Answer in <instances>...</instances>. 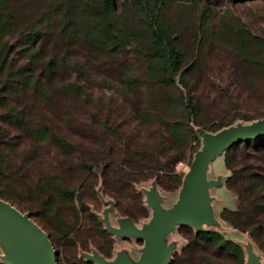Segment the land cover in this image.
I'll use <instances>...</instances> for the list:
<instances>
[{
  "label": "rangeland",
  "instance_id": "1",
  "mask_svg": "<svg viewBox=\"0 0 264 264\" xmlns=\"http://www.w3.org/2000/svg\"><path fill=\"white\" fill-rule=\"evenodd\" d=\"M29 1L16 0L8 9L16 12L20 28H38L44 34L42 57H65L66 65L57 70L51 85L74 82L82 87L80 97L53 92L50 108L54 114L67 112V117L75 116L84 128L95 126L98 140L103 138V144L110 145L117 157L126 156L127 149L130 153L146 154L147 172L138 177L151 174L157 162L164 169L177 161L186 162L176 176L187 179L188 190L195 184L194 166L204 151L198 172L203 182L201 191L205 185L206 194H196L189 209L197 206L209 213L200 201L204 197L208 201L214 199L218 210H233L236 197L224 185L229 175L224 163L225 144L236 136H250L248 139L253 140L254 134L264 129V0H110L113 11L105 22L96 20L91 6L86 8L89 14L84 26L86 31H92L89 36L74 31L72 25L60 32L64 19L58 0ZM86 2L98 5L96 0ZM77 5L75 9L83 10L84 0ZM42 11L46 14L40 17ZM98 27L107 32L104 38H100ZM158 37L162 39L157 41ZM9 40L16 47L12 53L15 60L23 62L16 39ZM164 40L169 41L173 53L182 54L180 67L172 78L162 74L158 69L160 59L152 55L166 54L162 48ZM239 54H250L249 61L243 62ZM181 78L185 84L180 83ZM188 99L192 115L186 118ZM52 119L59 120L54 115ZM172 125L178 136L187 134L182 150L168 138V127ZM182 125L185 126L181 128ZM208 145L211 147L204 150ZM154 180L150 177L130 184L147 208L150 201L145 198L143 187L148 188ZM7 183L13 185L11 179ZM101 185L99 179L93 195L84 198L89 212L112 238L106 255L91 243L71 248L65 244L68 240L53 228L51 241L27 210L1 197L0 203L29 215L55 253L56 264H115L122 260L115 256L117 248L122 247L127 249L125 262L132 263L135 253L141 251H136V246L141 244L138 241L135 245L129 239L122 246L114 245L106 218L125 215L111 196L103 194ZM177 190L178 187L162 193L163 207L175 199ZM181 200L180 193L177 203ZM132 202V198L125 197L120 206L132 208ZM220 223L222 232L242 245L244 264H264V254L245 233L231 229L221 220ZM0 264H45L29 234L2 216Z\"/></svg>",
  "mask_w": 264,
  "mask_h": 264
},
{
  "label": "trees",
  "instance_id": "2",
  "mask_svg": "<svg viewBox=\"0 0 264 264\" xmlns=\"http://www.w3.org/2000/svg\"><path fill=\"white\" fill-rule=\"evenodd\" d=\"M15 2L0 0V197L27 210L35 223L45 229L49 240L52 241L53 228L68 240L65 244L71 248L91 243L106 255L112 238L89 212L84 198L93 195L97 181L101 179L103 194L115 200L121 214L136 219L147 211L131 190V182L154 177L159 187L170 190L178 187L181 179L173 173L172 166L164 169L159 162L151 170L152 175L138 177L147 172L146 154L130 153L126 148V156L117 157L110 145L103 144V138L98 140L95 126L84 128L75 116L67 117V112L54 114L50 108L53 92L80 97L82 87L74 82L51 85L54 74L66 65L65 57H42L44 34L38 28H20L16 12L8 9ZM56 2L64 19L60 32L72 25L84 36L92 35L84 26L88 6L100 22H105L113 11L110 0H96L97 6L84 0L81 11L75 9L79 0ZM98 32L100 38L107 34L101 28ZM9 38L16 39L26 62L15 60L12 53L16 47ZM161 39L158 37L157 41ZM162 48L166 54L152 55L160 59L158 69L162 74L172 78L180 67L182 54L173 53L168 40H164ZM238 57L245 62L250 54ZM179 81L185 84L182 78ZM52 115L59 120L54 121ZM190 115L192 104L188 99L184 116ZM168 130L173 146L182 150L187 134L178 136L174 125ZM224 163L229 170L224 185L234 193L237 203L233 210L222 208L218 217L231 229L245 233L264 254V133L255 134L253 140L228 144ZM8 179L13 185L7 183ZM125 197L132 198V208H121ZM177 232L184 244L167 264H244L242 246L223 233L211 229L193 231L186 225L178 226Z\"/></svg>",
  "mask_w": 264,
  "mask_h": 264
},
{
  "label": "crops",
  "instance_id": "3",
  "mask_svg": "<svg viewBox=\"0 0 264 264\" xmlns=\"http://www.w3.org/2000/svg\"><path fill=\"white\" fill-rule=\"evenodd\" d=\"M183 184H184V180H181L180 185L178 186L177 195L175 199L170 201L166 207H163V205H161V198H163L162 193L164 194L169 190H163L161 187L158 186V184L154 180L151 182V184H149L148 188L146 187L144 189L143 187L145 198H147V200L150 201V205L146 204L149 207L148 208L145 207L147 210L145 216L138 217L137 219H132L127 216L111 215L109 216L108 219L106 218L109 231L111 232L112 236L115 239L114 245L116 247L122 246V243H124L126 240L129 239L134 240V243L136 242L135 245L138 244L137 243L138 241L141 244L140 247L138 245L136 246L135 250L136 251L141 250V251L135 253L132 263L125 262V260L127 259V258L125 259L126 256L125 252L127 249L123 247L120 249L117 248V253L115 256L116 258L120 257L122 260H119L115 264H143L142 255L145 245L144 233L149 229L153 228L154 226H156L164 217L168 216L175 210L178 204L177 203L178 197L183 188ZM201 194L203 196H205L206 194L205 185L203 187V190L201 191ZM203 199L205 198L204 197L201 198L200 201L202 204L206 205V207L209 209V213H203L201 209L197 208V206H195L189 212L182 213L179 216L178 220L172 223L159 238L153 256V260L155 264H166L171 254L179 250L184 244V239L178 234L176 230V227L178 225L189 226L193 231L211 229L223 233L221 230L223 226L222 227L220 226L221 223L218 217V213L220 210H218L214 206L216 201L214 199H212L211 201H208L207 199L205 200ZM204 207L205 206L203 205L202 209ZM223 234L225 235V233Z\"/></svg>",
  "mask_w": 264,
  "mask_h": 264
},
{
  "label": "water",
  "instance_id": "4",
  "mask_svg": "<svg viewBox=\"0 0 264 264\" xmlns=\"http://www.w3.org/2000/svg\"><path fill=\"white\" fill-rule=\"evenodd\" d=\"M261 131H264L261 130ZM258 131L255 134L260 133ZM254 134V135H255ZM250 136H236L230 141H228L225 145L238 142L240 140L248 139ZM211 145H208L207 148H210ZM204 152V151H203ZM203 152L200 155V158L197 164L194 166L195 168V184L188 190L187 179L184 181L183 188L181 190L182 200L180 204H177L175 210L164 217L156 226L149 229L144 233L145 236V245L143 249L142 260L143 264H155L153 260L154 250L157 245V242L163 232L174 222H176L179 216L184 212H189V207L192 205L191 200L196 197L203 186V182L200 178V174L198 172L199 166L202 165ZM194 203V202H193ZM0 216L9 219L10 221L18 224L22 227L31 237V239L35 242V245L38 247L40 252L42 253V257L44 259L45 264H56L55 263V253L51 250L49 243L44 235H42L41 231L35 226V224L30 220L29 215H23L12 206L6 203H0ZM102 264H104L102 262Z\"/></svg>",
  "mask_w": 264,
  "mask_h": 264
},
{
  "label": "built area",
  "instance_id": "5",
  "mask_svg": "<svg viewBox=\"0 0 264 264\" xmlns=\"http://www.w3.org/2000/svg\"><path fill=\"white\" fill-rule=\"evenodd\" d=\"M186 166V162L183 163L181 161H177L176 163L173 164V173L174 174H179L180 172L183 171V169L185 168Z\"/></svg>",
  "mask_w": 264,
  "mask_h": 264
}]
</instances>
